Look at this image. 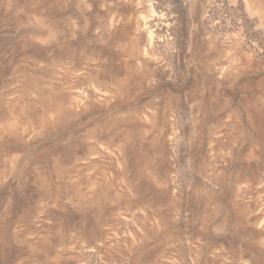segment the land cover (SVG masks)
Segmentation results:
<instances>
[{"label":"rangeland","instance_id":"obj_1","mask_svg":"<svg viewBox=\"0 0 264 264\" xmlns=\"http://www.w3.org/2000/svg\"><path fill=\"white\" fill-rule=\"evenodd\" d=\"M261 1L0 0V264H264Z\"/></svg>","mask_w":264,"mask_h":264},{"label":"bare ground","instance_id":"obj_2","mask_svg":"<svg viewBox=\"0 0 264 264\" xmlns=\"http://www.w3.org/2000/svg\"><path fill=\"white\" fill-rule=\"evenodd\" d=\"M241 1H242V2H245V5L248 6V10H249V9H250L249 6L251 5V1H252V0H241ZM225 2H226V0H225ZM225 2H224V3H225ZM260 2H262V1L260 0ZM222 3H223V2H222ZM238 4H239V3H238ZM221 5H222V4H221ZM213 7H214V6H213ZM210 9H212V7H211ZM212 10H213V9H212ZM215 10H216V9H215ZM215 10H213V11H215ZM224 10H225V9H224ZM237 10H238V9H237ZM250 10H251V9H250ZM208 11H209V10H208ZM216 11H217V10H216ZM216 11H215V12H216ZM209 12H210V11H209ZM226 12H227V9H226ZM235 12H236V11H235ZM210 13H211V12H210ZM251 13H252V12H250L249 14H251ZM216 14H218V13L216 12ZM219 14H220V13H219ZM227 14H228V13H227ZM211 15H212V14H211ZM213 15H214V14H213ZM212 17H213V16H212ZM252 17H253V16L251 15V19H250V20L253 19ZM233 18H235V17H233ZM142 19H143V18H142ZM220 19H222V18H220ZM236 19H237V18H236ZM243 19H244V17H243ZM143 21H144V20H143ZM212 21H213V20H212ZM222 21H223V20H222ZM230 21H231V19H230ZM236 21H237V20H236ZM244 21H246V19H244ZM213 22H214V21H213ZM223 22H224V21H223ZM223 22H222V25H223ZM151 23H152V22H151ZM211 23H212V22H211ZM216 23H218V22H215V25H216ZM230 23H231V22H230ZM253 23H256V21H255V22L253 21ZM147 24H148V23H147ZM224 24H225V23H224ZM247 24H248V23H247ZM251 24H252V22H251ZM212 25H213V24H212ZM217 25H218V24H217ZM233 25H234V24H232V26H233ZM235 25H236V23H235ZM218 26H219V25H218ZM238 26H239V25H237V29H239ZM241 27H242V26H241ZM145 28H146V27H145ZM212 28H213V27H212ZM216 28H217V27H216ZM224 28H225V27H224ZM213 29H214L215 32H216V29H215V28H213ZM218 29H219V28H218ZM220 29H221V28H220ZM229 29H230V28H228V30H229ZM235 29H236V28H235ZM209 30H211V29H209ZM214 30H213V31H214ZM220 31H221V30H220ZM220 31H219V33H221ZM215 32H214V34H215ZM212 34H213V33H212ZM216 35H218V34H216ZM220 35H222V34H220ZM220 35H219V37H220ZM223 36H224V34H223ZM251 36H252V35H251ZM214 37H215V36H214ZM220 38L222 39V37H220ZM214 42H215V41H214ZM211 44H213V42H212Z\"/></svg>","mask_w":264,"mask_h":264}]
</instances>
